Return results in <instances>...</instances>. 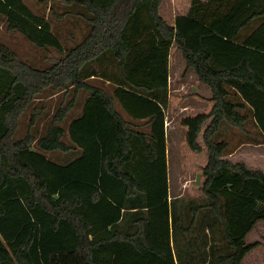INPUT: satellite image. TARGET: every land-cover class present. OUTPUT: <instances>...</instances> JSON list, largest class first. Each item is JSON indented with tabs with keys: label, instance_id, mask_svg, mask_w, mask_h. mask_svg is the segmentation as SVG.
I'll use <instances>...</instances> for the list:
<instances>
[{
	"label": "trees",
	"instance_id": "16d2710c",
	"mask_svg": "<svg viewBox=\"0 0 264 264\" xmlns=\"http://www.w3.org/2000/svg\"><path fill=\"white\" fill-rule=\"evenodd\" d=\"M38 1L76 8L63 14L80 18L87 30L43 67L25 62L0 42V264H174L167 237L159 257L147 238L153 223L168 225L167 203L152 204L147 182L130 167L135 154L148 167L166 166L171 47L181 53L184 71L192 70L211 92L208 112L182 120L188 147L200 152L204 146L207 157L200 173L203 201H190L191 219L204 211L212 235L215 230L221 241L211 250L220 253L222 264H241L261 244L245 238L264 222V171L230 160L229 143L218 135L225 126L249 134L255 115L264 128V0H191L186 15L174 22L160 14L163 0ZM16 14L0 11L6 30L38 48L55 49L32 36ZM80 93L86 95L85 115L91 104L108 119L110 130L96 143L99 178L73 182L65 167L40 152L75 153V145L84 146L77 121L68 127L74 146L64 140L61 124ZM55 94L71 97L58 104L37 136L31 129L44 115L45 99ZM29 110L28 130L18 137ZM105 177L118 192L98 191V180ZM121 199L132 210L124 213L130 223L125 230L117 223ZM92 212L102 218L101 225L88 220ZM108 226L106 235L89 238Z\"/></svg>",
	"mask_w": 264,
	"mask_h": 264
},
{
	"label": "rangeland",
	"instance_id": "374dc122",
	"mask_svg": "<svg viewBox=\"0 0 264 264\" xmlns=\"http://www.w3.org/2000/svg\"><path fill=\"white\" fill-rule=\"evenodd\" d=\"M173 2V3H172ZM191 0H163V5L159 8L160 14L164 18L170 17L173 20V15H178L185 12L186 6H190ZM52 8V10H50ZM77 10L73 7H64L58 3L52 1L42 2L38 0H0V11H5L8 16L15 15L16 17H22L29 24V28L32 36L39 41L53 44L55 47L38 48L27 41L20 33L16 31H8L5 27V20L0 15V42L16 52V54L25 62L32 64L36 67L46 66L49 59L53 56H58L61 48L72 47L77 41H79L83 34L87 30V25L80 18L63 14L64 12H74ZM62 15L64 17H62ZM174 21V20H173ZM46 22H49L47 26ZM49 27V28H48ZM171 74H178L183 72L185 68V61L181 53L176 47L172 48L171 51ZM195 76L194 72L191 70ZM190 75V74H189ZM198 81V80H197ZM98 83L97 81H94ZM99 84V83H98ZM196 84V76L188 78L183 84L178 86L171 82V87L177 89L178 96H172L170 110L176 112L179 108L178 103L187 102L191 104V114L195 113H206L209 111L210 106L202 98L200 101H196L195 96H191L193 89L192 86ZM184 85V86H182ZM198 96L201 97L203 91L210 97V89L198 81ZM182 87V90H181ZM195 86L194 88H196ZM201 88V89H200ZM248 96L251 95V91H246ZM240 97L243 95L239 92ZM71 95L55 94L47 97L45 100L46 109L44 115L37 119L35 126L31 129L35 135H40L44 132L47 120L50 118L52 113L56 110L58 104L64 100V104L70 99ZM245 97V96H244ZM85 93H80L77 98L76 106L69 111L65 121L61 124L66 130L64 140L71 146H74L73 139L69 134V126L77 121L78 128L76 131L84 132L83 140L79 135L78 139L84 143V146L75 145L76 152H40L45 159L56 166L65 167L69 172L71 179L75 178H99L100 172V157L99 152L96 149L98 135L100 133H108L110 130V123L108 119L103 115L102 112H97L91 104H88L87 115H85L83 107L86 104ZM194 100V101H193ZM38 103L40 102H36ZM251 114L255 115V105L249 102ZM92 111V112H91ZM179 111V110H178ZM31 110L23 116L20 120L17 135L18 137L23 136L28 130L29 116ZM183 116L187 115L185 112H181ZM176 115L175 122H179L181 118ZM84 115V117H83ZM82 117L84 122H82ZM182 127L179 130L168 129L166 131V137H168L169 145V160L168 161V173L184 172L185 177L189 176L190 181H186V190L188 193L185 197L195 199L196 201L200 198L201 194L199 186L202 182L201 168L206 163V150L204 146L200 152L191 150L186 144V133L182 132ZM249 134L238 130L237 128H230L228 126L223 127L222 133L218 135L219 139H225L229 143V153L227 157L232 161L244 162L248 167L258 168L264 171V128L261 126L257 115L253 118L252 122L247 126ZM35 131V132H34ZM82 139V140H81ZM199 143L202 144L201 138H198ZM33 151L36 149L33 147ZM37 151V150H36ZM130 167L135 170V173L143 178L148 184V195L151 199L152 204L159 203L162 200L163 190L167 187V166L164 167H148L137 154ZM101 178V177H100ZM100 183L101 181L98 180ZM104 181V178H103ZM102 181V182H103ZM74 182V181H73ZM101 182V183H102ZM89 183V182H87ZM247 243L258 241L262 244V248L257 252L258 263L264 259V222L261 221L253 233H250L245 238ZM247 262V261H246ZM246 262L244 264H246Z\"/></svg>",
	"mask_w": 264,
	"mask_h": 264
},
{
	"label": "crops",
	"instance_id": "0c3cea01",
	"mask_svg": "<svg viewBox=\"0 0 264 264\" xmlns=\"http://www.w3.org/2000/svg\"><path fill=\"white\" fill-rule=\"evenodd\" d=\"M173 3V2H172ZM163 5V2L161 6ZM160 6V7H161ZM185 12L178 14V15H173L172 19L175 20L178 17L185 16L189 6H186ZM166 19V18H165ZM170 22H174L173 20L171 21L170 17L167 18ZM171 47V51H172ZM171 51H170V57H169V62H168V100L166 103V106L164 108V116H165V131L168 129L174 130H179L180 127H182V132L186 133L187 128L182 124V120L185 117L188 116H195L200 113H195L191 114L190 112L192 111L193 107H191L190 103L187 102H181L178 103V110L175 112L174 109L170 110L171 114L169 115V106L170 102L173 99L172 96H178V94H174L177 92L178 86L180 84H183L188 78L190 77H195L191 70L184 71L180 73L178 71V74H171ZM190 74V75H189ZM97 81V80H94ZM98 82V81H97ZM171 82H173L175 85H177V89H173L171 87ZM184 86V85H182ZM197 86L196 88H194ZM195 86H192L193 89L192 95L195 96L196 101H201L202 98L206 101V103L211 107V102H210V97L206 94L205 91L201 94V97L198 96V81L196 78V84ZM201 89V88H200ZM182 90V87H181ZM193 100V101H194ZM181 112H185L187 115L183 116L180 114ZM121 113L123 116L127 119H130L129 117L126 116V113L121 109ZM205 113V112H204ZM180 114V119L179 122H175V117L176 115ZM131 120V119H130ZM132 121V120H131ZM144 120H140L142 122ZM136 124L138 121H135ZM140 129L142 130H147V127L142 126ZM186 137V136H185ZM187 144V142H186ZM168 137H166V147H167V152H166V166H167V173H166V179H167V187L163 190L166 191V198H162L161 202L166 201L168 209H167V215H168V225H165V223L161 220L157 223H153L152 226L148 229L147 232V238L149 240V243L152 245V247L158 249L157 256H161L163 251H164V245L166 243V240L168 238L169 240V246L171 249V253L174 259V264H222L221 258H220V253L217 252L214 248L211 250V245L215 247V244L220 245L221 241L218 237L216 238L215 230L212 235L211 230L209 229L207 218L204 211L201 213H198V218L196 221H192L191 216L192 212L190 209L192 208L191 202L190 201H196L195 199L185 197L186 194L188 193V190H186V181H190L189 176L185 177L184 172H178V173H168V161L169 160V150H168ZM188 146V145H187ZM105 177L104 181L102 182V186L104 189H101L100 183H98V191H100L102 194L106 195L108 193H113V192H118L114 188V183H111L106 180ZM200 187V186H199ZM200 191V190H199ZM121 194H122V188H121ZM201 194V192H200ZM123 200L121 199V202ZM203 201L202 194L200 198L196 201L198 204ZM160 203L156 204L159 205ZM126 208L123 206V202L121 206L119 207V218L117 220V223L121 224V229L125 230L127 228H130L129 222L126 219H123L124 213H130ZM199 211V210H198ZM100 216L103 215V212L100 210ZM91 215V216H90ZM87 216L88 220L90 219L91 223L96 226V225H101V222H103L99 218L97 219V214L96 212L90 214ZM261 221H258L255 224V227L252 229L250 233H253V231L256 229L257 225ZM193 225V226H192ZM108 226L106 230L101 229V230H96L93 236H90L89 238H97V237H102L103 234L106 235V232L109 230ZM137 225L133 222V229L134 231L136 230ZM249 233V234H250ZM102 235V236H101ZM167 237V238H166ZM213 237V238H212ZM262 248V244H260L257 248L253 249L251 252L247 253L246 256L243 258L242 263L244 264L246 261V264H264V259L260 263H258V254L257 252ZM154 255L151 254V258H153Z\"/></svg>",
	"mask_w": 264,
	"mask_h": 264
}]
</instances>
